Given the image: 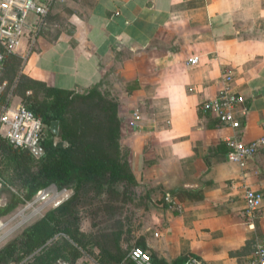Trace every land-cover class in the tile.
I'll return each mask as SVG.
<instances>
[{
  "label": "crops",
  "instance_id": "obj_1",
  "mask_svg": "<svg viewBox=\"0 0 264 264\" xmlns=\"http://www.w3.org/2000/svg\"><path fill=\"white\" fill-rule=\"evenodd\" d=\"M15 53L34 79L78 92L100 83L117 98L120 144L137 181L135 244L160 264L189 255L248 264L264 233V148L241 167L225 139L264 134V0H61ZM192 55L199 63L186 66ZM225 70L245 98L238 129L200 108ZM247 184L263 196L252 221L243 214ZM86 260L94 259L82 251L75 262Z\"/></svg>",
  "mask_w": 264,
  "mask_h": 264
},
{
  "label": "trees",
  "instance_id": "obj_2",
  "mask_svg": "<svg viewBox=\"0 0 264 264\" xmlns=\"http://www.w3.org/2000/svg\"><path fill=\"white\" fill-rule=\"evenodd\" d=\"M22 64L21 56L6 53L1 71L3 79L16 78L17 96L43 123L40 139L43 152L35 157L29 150L13 147L0 134V148L8 155L7 165L12 172L6 180L9 184L17 181L22 187L21 196L11 193L6 204L0 206V217L51 184L72 193L3 244L0 264L19 263L37 250L26 264H56L58 260L74 263L86 248L77 209L82 191L90 188L95 192L125 194L137 185L128 150L120 144L118 100L101 91L100 83L83 92L48 85L23 73ZM3 99L1 93L0 100ZM77 103L79 113L73 115ZM53 120L59 123L56 141L55 136L47 138L46 133ZM119 183L125 186V191L118 190ZM135 246L146 250L142 243ZM146 251L154 264H160L159 259ZM187 257L172 264H183ZM108 258L107 264H133L121 254L110 253ZM101 264H106L105 260Z\"/></svg>",
  "mask_w": 264,
  "mask_h": 264
},
{
  "label": "built area",
  "instance_id": "obj_3",
  "mask_svg": "<svg viewBox=\"0 0 264 264\" xmlns=\"http://www.w3.org/2000/svg\"><path fill=\"white\" fill-rule=\"evenodd\" d=\"M61 0H0V71L6 53H15L21 38L26 31L37 36L40 30L46 26L47 17L52 7ZM31 15V16H30ZM200 61L199 55L187 58L185 65L193 66ZM233 75L225 70L221 74V86L217 94L203 103L200 108L215 115L219 124L238 129L240 127L239 115L245 113L244 95L235 91L231 86ZM1 99V91H0ZM242 106V108H239ZM240 113V114H239ZM140 119L138 111L132 113L131 124L135 126ZM43 123L31 110L22 103L13 106L5 99L0 100V134L13 146L29 150L35 156H39L43 149L40 139L43 131ZM227 147L226 156L229 160L238 163L241 167L258 150L264 148V134L250 141H243L239 135H232L225 139ZM170 200V196H165ZM244 210L243 214L253 220L263 205L262 193L247 184L243 190ZM264 216V211L262 212ZM127 258L133 264H154L149 253L139 247L133 246ZM56 264H100L94 260H86L71 263L66 260H58ZM183 264H207L196 255H189ZM248 264H264V233L262 237L255 238L253 253Z\"/></svg>",
  "mask_w": 264,
  "mask_h": 264
},
{
  "label": "rangeland",
  "instance_id": "obj_4",
  "mask_svg": "<svg viewBox=\"0 0 264 264\" xmlns=\"http://www.w3.org/2000/svg\"><path fill=\"white\" fill-rule=\"evenodd\" d=\"M10 78L11 76L3 79V72L0 71V91L4 95L1 103H4L5 99L8 98L14 106L23 103V101L16 94V78ZM100 89L104 92L108 88L102 86ZM109 94L111 95V93ZM78 110L79 103L73 107L71 113L75 115L79 113ZM53 138L55 141L57 140L56 136ZM33 156L35 155L33 154ZM7 157L8 155L0 148V206L6 204L11 193L22 195V187L19 182L14 181L13 184H9L6 180L7 177L12 176V172L7 165ZM3 181H6L5 186H3ZM117 187L119 191H125L123 184L119 183ZM71 193L70 189H58L54 184H51L39 190L30 200L18 204L11 212L1 216L0 247L25 226L41 217L47 210L65 200ZM137 198V193L133 190H130V192L127 190L125 194L102 190L95 192L90 188L82 191L77 209L79 226L85 233L83 238L86 243V248L83 250L85 255L100 263L101 261L98 260L94 251L95 248H98L101 251L99 252L100 260H105L106 264L109 262L108 256L110 253L121 254L124 259L127 258L130 249L135 246L131 230L135 223L133 217L137 213L135 208H137L138 203L137 200H134ZM124 227L126 229L129 227V231L122 235L119 234ZM37 251L31 253L19 263L11 264H26Z\"/></svg>",
  "mask_w": 264,
  "mask_h": 264
},
{
  "label": "water",
  "instance_id": "obj_5",
  "mask_svg": "<svg viewBox=\"0 0 264 264\" xmlns=\"http://www.w3.org/2000/svg\"><path fill=\"white\" fill-rule=\"evenodd\" d=\"M59 131V123L57 120L51 121L49 127L46 130L47 138H51L53 136H56Z\"/></svg>",
  "mask_w": 264,
  "mask_h": 264
}]
</instances>
